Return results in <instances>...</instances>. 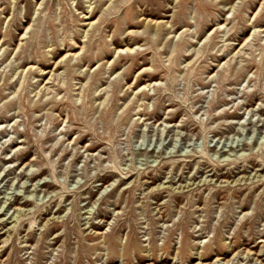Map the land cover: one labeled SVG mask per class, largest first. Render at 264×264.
<instances>
[{
  "label": "rangeland",
  "instance_id": "374dc122",
  "mask_svg": "<svg viewBox=\"0 0 264 264\" xmlns=\"http://www.w3.org/2000/svg\"><path fill=\"white\" fill-rule=\"evenodd\" d=\"M0 251L264 264V0H0Z\"/></svg>",
  "mask_w": 264,
  "mask_h": 264
},
{
  "label": "bare ground",
  "instance_id": "6f19581e",
  "mask_svg": "<svg viewBox=\"0 0 264 264\" xmlns=\"http://www.w3.org/2000/svg\"><path fill=\"white\" fill-rule=\"evenodd\" d=\"M121 51V50H118V52ZM0 252H3V251H0Z\"/></svg>",
  "mask_w": 264,
  "mask_h": 264
}]
</instances>
